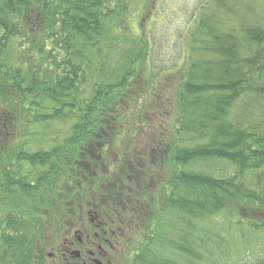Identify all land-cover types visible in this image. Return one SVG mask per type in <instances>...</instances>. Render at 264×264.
Returning <instances> with one entry per match:
<instances>
[{"label":"trees","instance_id":"trees-1","mask_svg":"<svg viewBox=\"0 0 264 264\" xmlns=\"http://www.w3.org/2000/svg\"><path fill=\"white\" fill-rule=\"evenodd\" d=\"M131 1L0 0V125L8 130V136L0 133L5 138L0 191L22 189L27 195L23 202L0 204V264H41L44 232L59 233L63 223L72 224L81 214L70 199L61 204L65 213L55 215V199L81 191L80 181L88 185L82 174L97 161L95 153L106 149V141L123 160L141 148L138 132L134 140L112 127L114 119H124L126 101L133 105L149 88H140L135 69L141 51L132 54L139 47L128 35ZM216 28L206 27L205 51L213 59L188 64L189 74L174 98L173 122L149 140V148L161 157L158 167L169 156L177 170L163 190L158 187L161 205L151 198L158 210L146 205L138 209L143 229L160 220L163 208L169 221L164 230L149 233L148 247L140 248L138 256L133 251L134 264H209L216 251L222 254V244L213 232L197 235L196 226L221 213L240 232L236 240L242 241L243 264H264V251L251 247H264V28L230 33L219 28L223 36L216 35ZM91 75L93 93L84 99ZM51 123L69 124V129L46 149L31 153L26 148L32 141L25 140L22 152L17 142L9 141L20 124ZM143 156L151 160L150 154ZM146 159L133 166L122 163L121 179L127 183L109 186L138 192L133 181L138 175L152 184L159 169L139 174L149 167ZM21 166L38 179L30 183L26 174L20 178ZM220 168L231 175L220 174ZM164 247L172 250L171 259L165 258Z\"/></svg>","mask_w":264,"mask_h":264},{"label":"rangeland","instance_id":"rangeland-1","mask_svg":"<svg viewBox=\"0 0 264 264\" xmlns=\"http://www.w3.org/2000/svg\"><path fill=\"white\" fill-rule=\"evenodd\" d=\"M130 10L131 12L126 21L129 31L128 35L129 38H134L132 44L139 47L138 49L134 48L136 53L132 52V54H138V51H141L139 66L135 67V69L139 71L140 88L142 84V87L149 88L145 89V93L133 105L131 104V99L126 101L123 105V108H125V114L123 116H125L124 119H126H114L115 123L112 121V127L117 129L118 132H123L124 135H130L128 137L132 138L134 134L138 132L139 137L137 142H140L141 148L139 149L137 142L132 143L136 146V150H139L133 153H131V151L126 159L123 160L118 153L111 148V143L106 141V149L104 150L106 154L102 151H98L97 154L95 153L97 163H92V161L82 174V181L88 185L85 187L80 181L78 184L81 185L82 190L66 194L63 193V195H65L62 200L55 199L56 210L54 209L55 215L59 213L60 216V213H65V209L61 207L63 200L69 202L70 199H73L81 208L77 212L79 213V211H81L82 215L85 216V225L88 223L92 225L91 220L94 221L95 224H98V222L103 224L108 220V218H103L106 215H111L110 218H112L113 215H117L116 218L120 220L121 218L123 219L122 216L129 218V224L122 230V235L124 239H126V259L124 260L123 257H120V260L123 262L122 264H125V262L127 264H134L133 256L135 254L136 256L140 254L142 250L140 248L143 247L146 249L148 247L147 237L149 233L155 232L157 229L160 230V228L164 230L165 225L168 224L169 219L166 211L163 210L164 208L162 209L160 220L157 219L153 221L155 223L152 222L148 224L145 229L142 228V222L133 219L132 215L135 213L138 214V209L145 205L149 209L154 208L158 210V208L150 202L151 198H153L156 203L160 202L161 205L160 197L163 195H161V192L159 193L160 190L157 192L158 187L163 190L161 187H164L168 179L171 178L173 173L177 170L174 162L169 160V156L163 159L161 167H158L156 163L158 158L161 157H159V154L154 152V150H151L148 144L150 139L158 138L157 135L163 126L165 127L167 123L173 122L175 113L172 110L173 105H175L174 98L177 96V87H179L181 81H184L189 74V69L187 70L188 64L190 62L194 64L208 62L213 59L210 54L205 51L206 41L208 40V38H206V34L208 35L206 27L208 25L217 27L218 33L216 35L218 36H223V31L221 32L219 28L229 31V33L232 30L240 31V29L245 27L264 28V0H132ZM115 26L116 25H114V27ZM113 33L115 36L119 35L118 30H114ZM234 34L237 35V33ZM141 38L145 39V45L143 47L140 43ZM220 40L222 41L223 39ZM209 42H211V40H209ZM222 42L229 44L225 41ZM130 50L132 51L133 48H130ZM115 62H117V60ZM186 73L187 75L185 77ZM91 77L92 75L89 77L85 87L87 91L86 95H82L84 99H91L90 96L93 93V87L90 82ZM97 81H99V78H97ZM119 113L117 111L118 116ZM120 114H122V112ZM0 122H2V120H0ZM132 123H136L137 127H133ZM68 129L69 124L61 123H51L48 125L37 124L29 128H25L20 124L19 130H16L13 135L9 134V141L17 142V144L20 145L18 149L22 152L24 148L23 141H32L31 144L27 146L26 150L31 153L38 152L41 149L48 148L49 145H52L53 141L62 139ZM7 131L8 130H0V133L6 136L8 134ZM113 137L114 135L110 136L109 139H113ZM6 140H8V138H6ZM146 140H148V142H146ZM2 143L3 139L1 138V144ZM142 143L147 147V151L142 148ZM122 144L124 148L131 147L129 143ZM3 148L4 146L2 145L0 150ZM147 154L151 155V160L143 156ZM131 155H134L133 158H130ZM18 156L20 155L18 154ZM136 157L140 158V160H135ZM144 159L147 160L146 163L149 167L146 168L147 172L146 170H142L139 174H150V172L159 169V171H157L158 176L154 179L155 183L151 181L152 184H147L143 182L144 176L138 175L139 177L133 179L136 183L135 185L139 189L138 192L128 193L123 190V188L117 190L109 186L110 184L118 185L123 182L126 184L127 181L125 182L124 179H121L122 176H125L124 164L132 162L133 166L141 164L140 161ZM93 164L97 165L94 166ZM19 173L20 178H23L24 174H26V180L30 183L36 181L39 176L36 172L33 170L30 171L27 167L24 170L22 166ZM219 173L222 175H231L229 170L225 168H220ZM98 176L103 177V181L96 184ZM75 184L76 183H73L74 186ZM73 185L71 189L74 188ZM131 195H133V197H131ZM138 195H141V197ZM26 196V194H23L22 189L9 190L4 194L0 191V204L6 205L10 201L23 202ZM139 197L141 200H139ZM50 198L54 199V197ZM16 199L19 200L16 201ZM225 214L226 213H221L202 224H198L196 226L198 230L197 235L202 234V231L213 232L215 241L222 244L220 248L222 249L221 252L223 255L216 251L209 264H243L244 250L243 246L240 245L242 241L236 240L240 232H238V229L233 231L232 228L236 226H234L233 221L227 219L228 216ZM55 215H50V219L53 220ZM113 219L116 223L118 222L114 217ZM132 221L134 223H131ZM80 224L81 221L78 220L73 221L72 224H70V222L67 224L63 223L59 233H54L50 229H47V234L44 232L43 237L44 245H40L42 249L41 262H43L44 258L50 259L51 257L48 256V254L53 251L56 252L61 248V245L64 244L65 241H68L71 234L73 235V233L79 229ZM162 247H159L161 251L163 249ZM251 247L255 248L254 251L258 253L264 251V247H256L255 245ZM165 248L166 247H164V249ZM133 251H136L134 255ZM164 252L167 253L165 255L161 253V256L164 255L165 258L171 259L168 253H172V250L167 248ZM130 255L131 258L129 257ZM129 259H131V261H129Z\"/></svg>","mask_w":264,"mask_h":264},{"label":"flooded vegetation","instance_id":"flooded-vegetation-1","mask_svg":"<svg viewBox=\"0 0 264 264\" xmlns=\"http://www.w3.org/2000/svg\"><path fill=\"white\" fill-rule=\"evenodd\" d=\"M0 127L4 128L2 131H5L4 126L0 125ZM3 143L1 144L0 138V148ZM97 179L96 184L103 181V177L101 176H98ZM110 216L106 215L103 217L108 218L103 224L100 222L95 224L91 220L92 225L89 223L85 225V216L82 213L80 216L76 215L75 219L81 221L79 229L73 235L71 234L68 241H65L61 245V248L56 251L57 253L53 251L48 254L51 258H44L41 264H122L123 262L120 260V257H123L124 260L126 259V239L122 235V230L129 224V218L122 216L123 219L121 218L120 220L116 218L117 215H113L118 220L116 223L113 217L110 218ZM132 216L133 219L141 221L136 213ZM131 223L134 222L132 221Z\"/></svg>","mask_w":264,"mask_h":264}]
</instances>
